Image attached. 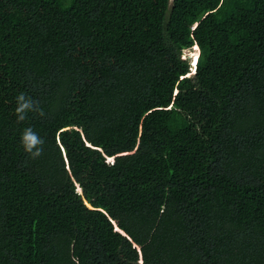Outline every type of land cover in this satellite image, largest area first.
Masks as SVG:
<instances>
[{"label": "trees", "instance_id": "1", "mask_svg": "<svg viewBox=\"0 0 264 264\" xmlns=\"http://www.w3.org/2000/svg\"><path fill=\"white\" fill-rule=\"evenodd\" d=\"M77 260L264 264V0H0V264Z\"/></svg>", "mask_w": 264, "mask_h": 264}, {"label": "clouds", "instance_id": "2", "mask_svg": "<svg viewBox=\"0 0 264 264\" xmlns=\"http://www.w3.org/2000/svg\"><path fill=\"white\" fill-rule=\"evenodd\" d=\"M171 2L172 0H170V3ZM191 57L192 54L189 56L191 66L190 70L191 73H194L198 59H196V61L194 60L195 63L192 66ZM15 103L16 107L14 110V115L18 123L26 121L29 118L30 113H35L38 117H43L45 115V112L43 108L40 107L39 102L34 101L24 92H20L17 94V96L15 97ZM19 143L22 151L28 156V158L35 160L43 155L45 140L36 131H34L32 127H25L22 130ZM106 162L112 164L113 158H107ZM77 192H81L79 187H77ZM76 264H78V260Z\"/></svg>", "mask_w": 264, "mask_h": 264}, {"label": "rangeland", "instance_id": "3", "mask_svg": "<svg viewBox=\"0 0 264 264\" xmlns=\"http://www.w3.org/2000/svg\"><path fill=\"white\" fill-rule=\"evenodd\" d=\"M192 54V56L194 55V54H197V57H198V49L197 48H195V47H193L191 50H185L184 52H183V58L184 59H188L189 61H190V59H189V56Z\"/></svg>", "mask_w": 264, "mask_h": 264}, {"label": "water", "instance_id": "4", "mask_svg": "<svg viewBox=\"0 0 264 264\" xmlns=\"http://www.w3.org/2000/svg\"><path fill=\"white\" fill-rule=\"evenodd\" d=\"M194 63H195V61H194V59H192V60H191V64H192V66L194 65Z\"/></svg>", "mask_w": 264, "mask_h": 264}, {"label": "bare ground", "instance_id": "5", "mask_svg": "<svg viewBox=\"0 0 264 264\" xmlns=\"http://www.w3.org/2000/svg\"><path fill=\"white\" fill-rule=\"evenodd\" d=\"M198 59V58H197ZM193 73V72H192Z\"/></svg>", "mask_w": 264, "mask_h": 264}]
</instances>
